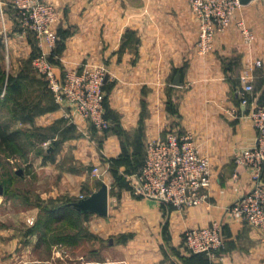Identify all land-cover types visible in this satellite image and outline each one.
<instances>
[{
	"label": "crops",
	"instance_id": "0c3cea01",
	"mask_svg": "<svg viewBox=\"0 0 264 264\" xmlns=\"http://www.w3.org/2000/svg\"><path fill=\"white\" fill-rule=\"evenodd\" d=\"M42 1L58 10V72L85 64L105 69L110 128L98 131L80 116L66 117L68 111L55 104L31 66L46 47L6 5L0 74L20 80V91L12 87L0 112L6 108L15 116L16 102L25 100L13 127L45 134L50 146L43 142L46 152H35L29 171L17 172L12 186L2 184L0 264H264L261 231L226 213L255 186L235 156L257 140L252 106L240 100L241 76L262 61L251 96L252 103H262L264 0L243 8L255 36L252 45L244 42L235 19L205 56L198 52V23L187 0ZM178 74L181 84L175 85ZM173 130L190 132L209 156L212 184L203 205L177 209L133 192L147 144ZM16 183L25 187L17 190ZM103 184L109 188L107 215L80 212L87 221L69 222L67 237L61 236L64 222L39 224L46 208L89 196ZM215 220L223 228L224 250L214 256L190 253L183 232Z\"/></svg>",
	"mask_w": 264,
	"mask_h": 264
},
{
	"label": "built area",
	"instance_id": "2783aa9c",
	"mask_svg": "<svg viewBox=\"0 0 264 264\" xmlns=\"http://www.w3.org/2000/svg\"><path fill=\"white\" fill-rule=\"evenodd\" d=\"M198 23V52L208 55L214 50L217 36L227 32L236 19L243 40L252 45L255 39L243 16L242 0H187ZM18 12L20 26L31 31L47 49L40 50L31 60L32 69L40 75L52 93L55 104L68 111L66 117L80 116L96 130L110 128L105 105L106 71L101 66L83 65L80 69L59 73L53 63L58 43L56 24L58 10L42 0H0V16L5 17V6ZM4 24V23H3ZM6 35V31H4ZM258 60L247 68L241 79L240 97L244 105L251 104L250 118L257 132L256 145L243 149L235 162L251 172L255 186L251 192L227 208L231 218L243 220L261 231L264 236V101L252 103L254 82L258 78ZM49 148L50 141L43 144ZM133 192L177 209L197 207L209 200L212 167L209 156L203 153L190 132L171 131L164 139L147 144L145 161L135 174ZM187 250L192 254L214 256L225 248L222 225L213 221L208 227L190 228L183 232Z\"/></svg>",
	"mask_w": 264,
	"mask_h": 264
},
{
	"label": "rangeland",
	"instance_id": "374dc122",
	"mask_svg": "<svg viewBox=\"0 0 264 264\" xmlns=\"http://www.w3.org/2000/svg\"><path fill=\"white\" fill-rule=\"evenodd\" d=\"M0 22L3 23L2 18L0 17ZM3 81L0 83V87L2 88ZM5 84V88L4 91L7 87L6 83ZM46 84V82H45ZM47 90L50 92L51 96L52 93L49 90L47 84H46ZM106 92V91H105ZM31 99H33L30 96ZM53 98V96H52ZM54 101V99H53ZM25 103V100L23 101ZM22 101L19 102V108H21V110L23 111L25 109L24 103ZM31 104H33L32 102H30ZM35 103V102H34ZM7 109H3L0 112V119L3 122H8L10 120H12L11 126L13 129H15L16 127H13V124H15L14 121H19L20 118H18L17 116H12L10 113H7ZM21 114V113H20ZM17 124H15V126H17ZM46 138H48L45 134H41V133H37V132H31L30 130H25L22 129V139L20 141V146L18 147L17 145H13V148L11 150V152H3L0 150V183L1 184H8L9 181H11V179H16L17 175L16 172H19L20 170L24 171L26 170L29 171V166H28V161L30 162L32 157L35 156V152H46V150L42 147L43 142H45V140H47ZM38 146V147H37ZM34 147H36V149H34ZM25 173V172H24ZM24 173L22 175H24ZM9 185V184H8ZM16 185V189H23L24 187H21V183H17ZM34 187V184H31ZM26 189V188H25ZM15 209H20L19 207H15ZM14 209V210H15ZM18 217L15 218L14 216V221H17ZM85 221H87L85 218L83 217H71L67 223H64V225L61 226V236H66L65 233L68 231V228H66L67 226H69L68 222H76L78 224H80V226H82V223H84ZM17 223V222H16ZM16 226V225H14ZM80 229H77V234L80 235L79 233ZM67 237V236H66ZM63 240V239H62Z\"/></svg>",
	"mask_w": 264,
	"mask_h": 264
},
{
	"label": "trees",
	"instance_id": "16d2710c",
	"mask_svg": "<svg viewBox=\"0 0 264 264\" xmlns=\"http://www.w3.org/2000/svg\"><path fill=\"white\" fill-rule=\"evenodd\" d=\"M60 39H59V36H58V43H57V46L55 48V50H53V53L54 55H59V52H60ZM33 58V57H32ZM53 63L56 64L58 66L59 64V61L53 59V57L51 58ZM3 81V84H2V88L0 87V110L2 109V107L8 102V100L10 99V92L12 90V87H14V91L16 92H19L20 91V87H19V81L20 80H14V79H9V80H5V76L0 74V83ZM7 85L5 91H4V88H5V84ZM47 84V83H46ZM107 100V99H106ZM105 100V105H106V108H107V101ZM16 114L15 116L18 114V113H21V108H19V102L17 101L16 102ZM22 139V130H16V129H13L12 126H11V123L10 122H3L1 119H0V150L3 151V152H11L12 148H13V145H17L18 144V147L20 146V141ZM18 173L16 172V175ZM18 177V175H17ZM17 179V178H16ZM16 179H11V181L8 182L7 186H12L14 183H15V180ZM4 184V185H6ZM76 200L74 201H70V202H67L66 204H62L61 206L57 207V208H54V209H49V210H46L45 209V212L44 213V217L41 218L39 220V224L40 222H64V223H67V221L72 217H75V215H77V217L81 218L82 215L80 212H78L77 210H75V208H73L72 206V203L75 202ZM69 223V222H68ZM71 223V222H70ZM76 222H73V224H75ZM38 224V225H39Z\"/></svg>",
	"mask_w": 264,
	"mask_h": 264
},
{
	"label": "water",
	"instance_id": "95a60500",
	"mask_svg": "<svg viewBox=\"0 0 264 264\" xmlns=\"http://www.w3.org/2000/svg\"><path fill=\"white\" fill-rule=\"evenodd\" d=\"M251 0H242L244 5L248 4ZM108 78L106 77V81ZM175 85L181 84V77L178 74L175 82ZM22 174L20 170L18 172ZM4 193V186L0 184V195ZM73 208L81 213H96L101 216H105L108 214V206H109V188L106 184H103L101 188L92 193L89 196L76 200L72 203Z\"/></svg>",
	"mask_w": 264,
	"mask_h": 264
}]
</instances>
